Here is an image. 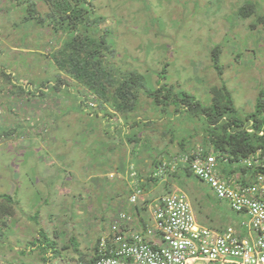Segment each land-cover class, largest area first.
Returning <instances> with one entry per match:
<instances>
[{"label": "rangeland", "instance_id": "1", "mask_svg": "<svg viewBox=\"0 0 264 264\" xmlns=\"http://www.w3.org/2000/svg\"><path fill=\"white\" fill-rule=\"evenodd\" d=\"M28 1L0 0L6 52L0 55V64L9 57L15 59V64H8L11 71L5 64L6 73L13 72V82L32 81L35 90L25 93L22 102V107L32 110L46 109L48 98L35 95L43 85L50 88L46 96L51 100L58 97L54 84L60 74L67 89L61 86L57 104H50L47 110L59 112L57 127L66 137L42 122L39 127L43 129L32 130L38 128V122L30 118L18 126L20 132L14 138L0 144V218H12L4 231L6 237L0 238V264H76L81 261L74 250L75 242L79 253L91 258L97 239L108 231L114 217L129 209L131 165L141 173L151 165L157 167L163 154L185 153L188 144L206 152L215 146L207 143L199 121L186 112H176L174 106L165 113V107L155 108L141 95L139 109L124 116L111 102L99 100L74 78L62 74L55 65L57 51L72 33H54L33 22H20L14 28L17 21L29 16ZM34 1L43 18L48 19L46 14L55 11L56 0ZM87 4L93 18L104 16L100 30L111 32L108 39L115 54H108V59L126 73L141 74L150 90L169 84L208 106L212 102L211 88L226 84L238 117L255 111L264 92V24L257 23L264 16V0H87ZM246 5L254 6L250 18L241 17ZM11 46L17 50L13 52ZM33 50L36 53L29 52ZM215 50L219 56L214 58ZM0 80L7 83L3 76ZM7 88L0 93V103L10 90ZM86 101L95 103L97 115L87 109ZM75 126L78 134L82 132L77 141L72 129ZM21 137L24 139L17 142ZM185 139L188 144L183 147L180 143ZM70 151H74L81 171L76 168L75 174L67 177L63 159ZM145 158L149 163L143 161ZM49 159L55 166L46 162L39 167ZM175 177L178 190L188 196L200 225L216 229L227 226L234 213L225 202L199 179L188 174ZM9 199L12 204L7 205L5 200ZM205 199L209 210L204 206ZM200 205L206 210L200 211ZM11 206L14 214L5 216L8 211H4L12 210ZM42 234L50 242H57L60 257L55 258L51 249L43 251ZM35 242L38 245L34 247ZM66 245L68 248L62 250Z\"/></svg>", "mask_w": 264, "mask_h": 264}, {"label": "built area", "instance_id": "2", "mask_svg": "<svg viewBox=\"0 0 264 264\" xmlns=\"http://www.w3.org/2000/svg\"><path fill=\"white\" fill-rule=\"evenodd\" d=\"M220 153L196 148L164 159L153 178L199 179L234 213L225 228L200 225L187 195L159 192L131 165L129 209L101 235L92 261L76 264H264V154L234 163Z\"/></svg>", "mask_w": 264, "mask_h": 264}, {"label": "trees", "instance_id": "3", "mask_svg": "<svg viewBox=\"0 0 264 264\" xmlns=\"http://www.w3.org/2000/svg\"><path fill=\"white\" fill-rule=\"evenodd\" d=\"M46 1L51 2L52 0ZM56 1L55 11L52 9L51 12H48L46 14L48 19H46L41 16L36 1L29 0V16L23 17L22 21H17L14 28H18L20 22H33L36 25L39 24L43 29L51 28L54 33L67 35L72 33L71 36H67L65 44L60 46V51H57L59 57L57 55L55 65L62 74L74 78L78 85L99 100L111 102L113 108L124 116L139 109L141 95L146 96L155 108L165 107L162 110L165 113H167L165 109L170 106H174L178 113L186 112L187 115H191L204 126L203 135H206L207 143L214 145L215 149L226 154L232 160L241 161L260 149L264 153V135H260L264 133L263 91L258 98L255 111L240 118L233 95L226 84L211 88L212 102L208 106L190 93L184 90L178 91L169 84L159 86L160 88L156 90H150L141 74L136 71L126 73L121 67L112 63L110 57L108 59L107 55H114L115 50L108 39L111 32L109 30L101 31L99 27L105 22L104 16L93 18L92 9L88 7L87 0ZM253 15V5H246L241 9V17L250 18ZM257 23L264 24V16L260 17ZM217 52L218 50L213 52L214 58ZM7 62L13 64L15 59L9 57ZM4 68H1L0 72L14 85L12 76H9ZM219 72H221L220 69ZM164 75L161 76L162 79H164ZM15 81L17 80L15 79ZM57 81L55 88L59 92L62 90L61 86H67V83L60 74L56 78ZM81 105L85 108L86 104L83 102ZM97 114L98 112H95V115ZM250 123H253L252 133L248 131ZM169 130L172 134L170 127ZM187 143L188 140L185 139L184 143L181 142L180 145L184 147ZM6 202L7 205L12 204L11 199ZM10 208L12 210L4 212L8 211L12 214L13 206ZM1 210L3 209L1 208ZM42 236L44 241L43 243L41 241L40 247L43 248V251L51 249L55 258L60 257L62 254L57 247V242L53 240L50 242L45 234ZM32 245L35 247L38 244L35 242ZM66 247L67 245L62 247V250L68 248ZM74 250L80 255L81 262L92 261V258H87L79 253L77 242L74 244ZM20 254L24 256L26 252L21 251Z\"/></svg>", "mask_w": 264, "mask_h": 264}, {"label": "crops", "instance_id": "4", "mask_svg": "<svg viewBox=\"0 0 264 264\" xmlns=\"http://www.w3.org/2000/svg\"><path fill=\"white\" fill-rule=\"evenodd\" d=\"M2 30H3L2 26H0V55L5 56L6 52L3 49V45L5 44V42H4V39L2 38V36H3V31ZM14 46H11L12 47L11 50L13 52H15L17 50V47H14ZM29 52H35L36 53V51H34V50L33 51H29ZM4 63H5V61H3L2 64H0V67L2 69L5 66ZM12 63L15 64L14 62H12ZM1 68H0V71H1ZM0 76H3V73L0 72ZM3 77L6 79L7 83H1V80H0V93L3 92L2 90L5 87L6 88L8 87L7 89H10V90H9L8 93H6V95L4 94L6 98H3V102L0 103V108L3 109V114H2V116H0V123H1V125H0V134H8V133H10V134H15L16 133L17 134V133L20 132V130L18 129V126H20V124L23 123V121L25 119V115H26V114H24L21 111L20 108H18V106H15V104H19L21 102V100H22L21 98H22V95H23V89L18 88V86H13L11 81L7 80V78L5 76H3ZM50 82H54V81H50ZM63 89H67V88L64 87ZM50 98L51 97H48L47 101H51ZM8 99L12 100L14 103L9 102ZM52 103H50V104H52ZM50 104L46 106L45 110H40V111L39 110H32L31 111V114L35 118V121L38 122V128H34L33 127L32 130L40 131L41 129H43L42 127H39L41 125V122H42V124H46L45 127H52V128L55 127V130H57V134L64 135L66 137V135L63 133V131L57 127V122H58V119L60 118L59 117V112H52L51 113V112H49L47 110V108H49ZM56 104L57 103H56V100H55L54 101V105H56ZM15 109L19 110L17 114L15 112ZM69 128L70 127H68L67 130H69ZM72 129L74 130V133H75V138H74L75 141H77L78 139H81L82 135H79V134H81L82 132L78 134V132L76 131L78 129V127L75 126ZM28 130H31V129H28ZM102 134H104V133H102ZM102 134H100V135H102ZM26 135H28V133ZM76 135H78V136H76ZM77 147H79V145H77ZM73 150H74V148H73ZM70 152H72V153L69 154L68 156H66L65 159H63L65 164L67 165V168H68L67 170H65V174L67 175V177L73 176L75 174V172H76V168H78V165H79L78 161H76V159H75L74 151H70ZM143 161H145L146 163H149V159L145 158ZM46 162L54 163L53 165L55 166V162H53L52 159H49V160H47L45 162H41L39 167L42 168L43 165L46 164ZM117 166H119V165H117ZM153 166L155 167V164L151 165L150 167H148L147 171H145V170L143 171L142 170L144 172V174H146L145 176H150L152 174V172L154 170ZM73 168H74V171H73ZM78 169H80V171H81V167H79ZM60 171H59V173H60ZM83 171H86V170H83ZM46 172L50 173V171H46ZM165 188H168V189L165 190L164 193H171V192H174V191H178L176 177H170L168 179V182L165 184ZM80 197L82 198V196H80ZM206 202H207V199H205V201H204V206L207 208V210H209V208H211V207L208 208V206L205 205ZM199 210L203 211V210H206V209H203V207H201V205H200V209ZM7 215L9 216L10 213H7L5 216H7ZM143 215L146 216L147 213L143 212ZM137 216H138V214H135V217H137ZM149 216H150V214H149ZM9 221H8V219L6 217H4L2 219V224H3L2 232L3 233L0 234V238H2V239L6 237V234L4 233V231L7 229L6 225L9 226Z\"/></svg>", "mask_w": 264, "mask_h": 264}, {"label": "clouds", "instance_id": "5", "mask_svg": "<svg viewBox=\"0 0 264 264\" xmlns=\"http://www.w3.org/2000/svg\"><path fill=\"white\" fill-rule=\"evenodd\" d=\"M6 64V66L8 67V62H7V60L5 61V63H4V65ZM8 71H11L10 69H9V67H8V69H7ZM6 72V71H5ZM9 76H12V74H13V72H10V73H7ZM18 81H15L14 80V85H16V86H19L18 88H20V89H23V95H22V100H21V102L18 104V105H15V106H18V108H20V109H22L23 111V113L24 114H26L25 115V119H24V121L23 122H29V120H30V118H34L33 116H32V114H31V111H32V109H27V108H24V107H22L23 106V104H22V102H23V96L25 95V93H32L33 92V90H35V88L34 87H32V85H33V83H32V81H26V82H19L20 83V85H18V83H17ZM50 83H54V82H50ZM13 85V86H14ZM57 85V83L55 82V84H54V88H55V86ZM159 86H161L160 84H159ZM163 86V85H162ZM64 87H66V86H62V89L64 88ZM50 91V88H49V86H42V87H40V89H38V90H36V94L35 95H39V96H42V97H47L48 98V96H46L45 95V93H47V92H49ZM58 91L56 90V88H55V95L56 96H58L57 98H54L53 100H56V99H58V98H60L61 97V95L60 94H58ZM92 98V97H91ZM53 100H51V101H48L47 102V105H49L50 103H54V101ZM258 101V100H257ZM85 103V102H84ZM86 104L87 105H89V106H86L87 107V109H89L90 111H92L93 112V114L92 115H94L95 114V111H96V109H95V103L94 102H87L86 101ZM91 104H93V106H91ZM1 109V108H0ZM95 109V110H94ZM256 109V108H255ZM2 110V113L0 112V116H2V114H3V109H1ZM115 110V109H114ZM18 109H15V112H16V114L18 113ZM95 116V115H94ZM247 116V115H246ZM252 125H253V123H250L249 124V127H248V131L249 132H253V129H252ZM26 129H30L29 127H26ZM24 132H27V131H24ZM18 134V133H17ZM16 133L15 134H0V144L2 145V141H4V140H11L12 138H14L16 135H17ZM21 135H23V134H21ZM261 136H263L264 135V133H261L260 134ZM24 139V137H21L20 138V140H18L17 142H20L21 140H23ZM188 144V143H187ZM186 144V145H187ZM0 145V146H1ZM193 145V144H192ZM186 148H187V146H185V148H184V150H185V153H187V152H189L190 150H193L194 149V147H189V144H188V148H190V149H188L187 148V150H186ZM261 150V149H260ZM259 151V150H258ZM258 151H256V152H258ZM262 151V150H261ZM168 152V151H167ZM256 152H254V153H252V154H255ZM263 152V151H262ZM181 154H184V153H178V154H176V155H174V154H163V158L164 157H166V156H169V158H173L174 156H178V155H181ZM251 154V155H252ZM264 154V153H263ZM226 155V154H225ZM250 155V156H251ZM249 156V157H250ZM228 157V156H227ZM162 158V160H159V161H157V166L159 165V163L161 162V161H163L164 159ZM130 165V164H129ZM155 166H156V164H155ZM156 168L157 167H154V170H153V172H152V174L150 175V176H145L146 174H144V172H141V173H138L139 174V176H141V178H144L146 181H147V183L148 184H155V185H157L156 183L157 182H160L158 179H154L153 178V174L156 172ZM263 171H264V168H263ZM180 175H182V176H184V175H187V173H185V174H180ZM188 175H190V174H188ZM175 176H178V175H174V176H168V177H166L165 178V180H166V183L168 182V179L170 178V177H175ZM192 176V175H191ZM149 179H152V181H149ZM165 182L164 183H162V185H157V186H155V187H159V192H163V191H165V190H167L168 188H165V184H166ZM149 186V185H148ZM179 191V190H178ZM174 192H176V191H174ZM12 198V197H11ZM188 200H189V198H188ZM7 201V200H6ZM192 206V205H191ZM1 209V208H0ZM0 228L2 229V226H3V224H2V219L0 218ZM3 233V232H2ZM101 237V236H100ZM99 237V238H100ZM99 238L97 239V240H99ZM98 242V241H97ZM98 244V243H97ZM95 251H96V249H95Z\"/></svg>", "mask_w": 264, "mask_h": 264}]
</instances>
